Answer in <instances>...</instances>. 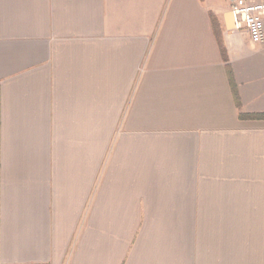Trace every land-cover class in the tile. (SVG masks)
Masks as SVG:
<instances>
[{
    "label": "crops",
    "instance_id": "obj_1",
    "mask_svg": "<svg viewBox=\"0 0 264 264\" xmlns=\"http://www.w3.org/2000/svg\"><path fill=\"white\" fill-rule=\"evenodd\" d=\"M231 27L0 0V264H264V44Z\"/></svg>",
    "mask_w": 264,
    "mask_h": 264
},
{
    "label": "built area",
    "instance_id": "obj_2",
    "mask_svg": "<svg viewBox=\"0 0 264 264\" xmlns=\"http://www.w3.org/2000/svg\"><path fill=\"white\" fill-rule=\"evenodd\" d=\"M229 12L232 19L230 31L233 34H246L253 44H264L263 1L229 0Z\"/></svg>",
    "mask_w": 264,
    "mask_h": 264
},
{
    "label": "trees",
    "instance_id": "obj_3",
    "mask_svg": "<svg viewBox=\"0 0 264 264\" xmlns=\"http://www.w3.org/2000/svg\"><path fill=\"white\" fill-rule=\"evenodd\" d=\"M243 117L249 118V119L264 120V114L247 115V116H243Z\"/></svg>",
    "mask_w": 264,
    "mask_h": 264
}]
</instances>
